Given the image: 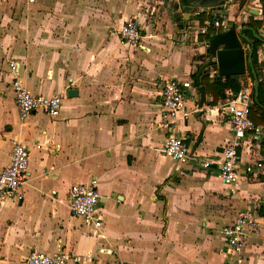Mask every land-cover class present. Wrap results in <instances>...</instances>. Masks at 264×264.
I'll return each instance as SVG.
<instances>
[{"label":"crops","instance_id":"0c3cea01","mask_svg":"<svg viewBox=\"0 0 264 264\" xmlns=\"http://www.w3.org/2000/svg\"><path fill=\"white\" fill-rule=\"evenodd\" d=\"M146 3L155 8L159 2L0 0V172L15 143L30 154L20 197L0 206V264H24L34 253L76 255L84 258L80 264H264V237L251 239L235 256L220 234L246 206L264 210V134L258 140L248 135L242 164L257 173L243 176L232 192L217 165L200 164L216 163L232 136L230 117L219 107L223 99L212 106L213 96L200 85L206 103L198 108L200 94L188 101L178 133L198 161L163 157L168 134L158 104L166 81L195 84L194 76L220 74L209 42L201 41L199 17L184 11L182 0H160L165 27L152 18L142 25L144 47L125 45L119 29L129 19L146 21ZM231 3L221 12L200 11L229 20L228 30L253 28L262 36L264 23L258 32L251 25L263 19L262 8L244 7L237 17ZM244 35L255 44L251 30ZM262 53L261 47L264 73ZM12 59L21 63V79L33 94H66L58 118L38 112L21 120ZM250 72L246 65V74L233 78L253 84ZM70 90L76 95L69 97ZM260 118L252 115L264 128ZM92 179L102 196L101 229L85 227L70 209L71 187Z\"/></svg>","mask_w":264,"mask_h":264},{"label":"built area","instance_id":"2783aa9c","mask_svg":"<svg viewBox=\"0 0 264 264\" xmlns=\"http://www.w3.org/2000/svg\"><path fill=\"white\" fill-rule=\"evenodd\" d=\"M34 2V0H30ZM210 12V11H209ZM211 13V12H210ZM202 14L195 13L196 17ZM227 19L207 18L199 25V34L207 35L212 29L228 30ZM136 20H127L119 29V36L125 45L143 48L146 36L143 34ZM208 46V44H207ZM9 73L12 77V88L15 104L21 120H26L31 114L41 112L51 118L61 115L65 93L54 96L33 94L21 79V63L15 59L9 61ZM199 96L198 86L191 80L173 78L166 81L159 98L160 127L166 130L168 136L162 148V155L175 162L187 164L198 161L190 152L185 139L180 136L179 123L187 119L188 101ZM253 84L240 87L238 92L225 90V97L220 109L230 117L232 136L223 146L220 159L216 162L200 161L203 169H210L217 165L222 183L232 192L239 186L243 176L256 174L254 166H243L241 150L248 141V135L258 140L264 134V128L254 124L251 118V108L254 106ZM29 151L21 143H15L11 151L10 164L0 172V206L20 197L22 187L28 181ZM70 209L74 217L82 220L85 227L101 229L103 227L101 193L99 182L92 179L86 183H78L69 191ZM226 247L235 256H240L248 242L253 238L264 237L262 218L259 210L248 205L239 212L232 224L220 230ZM87 255L85 260H90ZM84 258L66 253L48 255L44 253L32 254L24 264H80Z\"/></svg>","mask_w":264,"mask_h":264},{"label":"water","instance_id":"95a60500","mask_svg":"<svg viewBox=\"0 0 264 264\" xmlns=\"http://www.w3.org/2000/svg\"><path fill=\"white\" fill-rule=\"evenodd\" d=\"M233 0H182L185 4L184 11H190L197 13L200 10H208L210 12H221L232 2ZM254 14V13H252ZM255 12V15H258ZM251 30L254 33L255 38L264 44V38L257 34L253 28H242L237 30L236 27H232L230 30L224 33H218L212 37L208 44V50L210 54L216 58V65L220 76L222 77H239L246 74V65H248L253 74V88L255 103L263 107L259 101L260 92V80L254 67L253 53L255 50L254 41L244 35L245 30ZM249 46V51L245 52L244 47ZM247 56V62H246ZM200 94V101L198 108L202 109L206 103V90L204 86L198 87ZM69 97L76 95V91L70 90L68 92Z\"/></svg>","mask_w":264,"mask_h":264},{"label":"trees","instance_id":"16d2710c","mask_svg":"<svg viewBox=\"0 0 264 264\" xmlns=\"http://www.w3.org/2000/svg\"><path fill=\"white\" fill-rule=\"evenodd\" d=\"M260 3L262 4V20L261 21H251V25L252 27H254L256 29V31L258 32L259 29L262 27L263 23H264V0H260ZM206 12H203L200 16H199V20H200V24L202 25L203 22L207 19L206 17ZM219 18H221L222 16H218ZM222 19V18H221ZM216 34L215 31L210 30L208 32L207 35L205 36H200L201 37V41L202 40H206L208 42H210V40L212 39V37ZM255 40V50L253 53V62H254V67L256 69L257 75L260 79V92H259V101L260 103L264 106V74L262 73V68L259 64L258 61V52L260 50V48L262 46H264V44L259 41L258 39H254ZM195 77V84L199 87L200 85H204L207 88V91L209 94H211L213 96V102L211 103L212 106L216 105L217 101L220 99H224L225 97V90L226 89H232L235 92H238L241 85L238 81V78H233V77H227V78H223L220 76H217L215 79H211L209 77V75L204 74L202 76H194ZM250 77L252 78V74L250 72ZM256 114L260 115V122L262 124H264V109L259 107L258 105H254L251 108V118L253 115V119L255 117ZM260 216L264 217V210L260 209Z\"/></svg>","mask_w":264,"mask_h":264},{"label":"rangeland","instance_id":"374dc122","mask_svg":"<svg viewBox=\"0 0 264 264\" xmlns=\"http://www.w3.org/2000/svg\"><path fill=\"white\" fill-rule=\"evenodd\" d=\"M147 0H144V3L146 2ZM150 1V0H148ZM152 2V1H151ZM158 5L155 7V8H152L153 6L151 5V3H146V5H143L142 7H144L145 11H144V19L146 21L144 22H140V21H137V23L139 24L140 28H143L142 25L143 23H147V22H154V20L152 18H156L158 20V23H160V26L161 28H164L165 25H166V10L164 9V7H162L161 3H160V0H157ZM233 5H236V16L238 17L240 12L243 11V8L244 7H250V8H253V9H259L261 10L262 8V4L259 3V0H234L230 6H233ZM25 8H26V12H29V8L30 6L28 5H24ZM173 8L177 9V6L174 5L172 6ZM154 10V11H153ZM151 12H154V14H151ZM228 15V14H227ZM144 30V29H143ZM150 38V36H148ZM262 37L264 38V33L262 34ZM155 38V36L153 37ZM152 39V38H150ZM262 58H263V61L261 63L262 67H264V46H262ZM264 74V73H263ZM246 85V84H245Z\"/></svg>","mask_w":264,"mask_h":264}]
</instances>
